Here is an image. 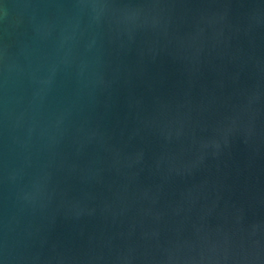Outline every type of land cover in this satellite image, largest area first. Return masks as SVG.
<instances>
[{"label":"water","instance_id":"water-1","mask_svg":"<svg viewBox=\"0 0 264 264\" xmlns=\"http://www.w3.org/2000/svg\"><path fill=\"white\" fill-rule=\"evenodd\" d=\"M0 264H264V0H0Z\"/></svg>","mask_w":264,"mask_h":264}]
</instances>
